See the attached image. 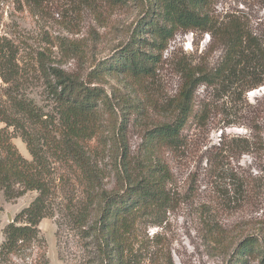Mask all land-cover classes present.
I'll return each instance as SVG.
<instances>
[{"label": "rangeland", "instance_id": "1", "mask_svg": "<svg viewBox=\"0 0 264 264\" xmlns=\"http://www.w3.org/2000/svg\"><path fill=\"white\" fill-rule=\"evenodd\" d=\"M207 10L216 24L210 31H178L153 77L106 73L92 82L112 105L83 124L82 145L97 165L98 190L121 188L115 169L116 163L124 173L120 158L115 162L120 139L132 177L145 173L150 160L168 170L169 202L157 218L162 221L152 222L147 214L137 220L118 247L124 264H229L246 236L264 242V0H211ZM139 15L129 0H0V50L8 60L0 58V110L11 112L13 101L21 99L48 120L52 193L38 225L47 264H107L93 234L96 215L85 209L90 196L82 177L71 161L50 154L59 138L52 71L80 80L94 77L96 63L125 40ZM229 22L243 26L256 49L246 53L228 84L190 86L194 107L181 130L183 144L150 150L147 133L175 119L186 76L197 79L222 60V28ZM9 131L30 159L19 129ZM12 186L10 194L0 190V242L4 227L38 194ZM36 254L37 247L28 249L12 257V264H37Z\"/></svg>", "mask_w": 264, "mask_h": 264}, {"label": "trees", "instance_id": "2", "mask_svg": "<svg viewBox=\"0 0 264 264\" xmlns=\"http://www.w3.org/2000/svg\"><path fill=\"white\" fill-rule=\"evenodd\" d=\"M139 9L137 24L128 30L125 40L118 44L108 57L96 63L92 78L80 80L63 71H52L55 78L52 94L59 104L57 134L59 138L52 149L58 158L74 164L88 192L86 207L96 215L94 236L107 264H124L119 245L124 236L132 231L137 220L147 214L160 223L159 214L169 202L166 190L168 182L164 163L150 160L145 173L132 177L128 171L127 147L115 141L116 159L120 158L123 174L115 163L119 186L117 191L99 188V174L92 156L82 142L87 119L99 117L102 108L112 110L110 98L100 86L92 85L94 78L104 74L119 75L140 80L153 77L162 61L169 40L178 31L211 30L216 24L208 12L211 0H129ZM225 37V52L213 71L200 73L197 79L186 76L180 90L179 112L171 122L161 123L147 133L150 150L174 148L183 144L181 130L193 114L190 86L204 84L221 87L232 81L240 71H234L246 62V53L255 50L253 37L238 23L229 22L222 28ZM1 61L7 62L0 50ZM52 87V85H49ZM253 86V85H250ZM191 93V94H190ZM11 112L0 110V190L5 194L13 191V184L21 185L20 192L36 190L38 194L22 209L12 222L3 229L0 242V264H12V257L37 247V264H47L44 240L38 225L47 215L51 199V184L48 172V142L44 134L48 120L28 101L14 100ZM20 114L22 118L15 115ZM19 129L30 159L25 158L12 141L9 128ZM21 194V193H20ZM86 209V210H87ZM157 220V221H156ZM229 264H264V242L254 236H246L234 248Z\"/></svg>", "mask_w": 264, "mask_h": 264}]
</instances>
